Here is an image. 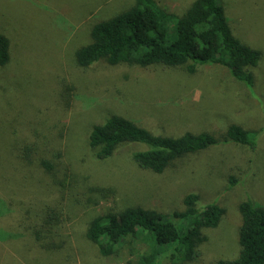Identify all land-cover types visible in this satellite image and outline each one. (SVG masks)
<instances>
[{"label":"rangeland","instance_id":"374dc122","mask_svg":"<svg viewBox=\"0 0 264 264\" xmlns=\"http://www.w3.org/2000/svg\"><path fill=\"white\" fill-rule=\"evenodd\" d=\"M135 1L0 0V33L10 40V61L0 66V264H137L148 243L126 240L104 255L111 245L87 239L90 221L129 206L183 211L192 192L198 207L217 202L225 213L204 229L207 239L185 264H218L240 252V202L264 206V0H221L234 34L261 52L252 90L216 63L194 73L104 60L78 65L76 51L91 42L92 27ZM154 1L180 17L194 0ZM175 17L165 21L172 33ZM111 115L174 136L220 137L238 124L256 144L220 141L156 173L133 159L140 143L94 157L89 134ZM42 158L55 168L47 170ZM47 214L62 222L61 249H45L34 236Z\"/></svg>","mask_w":264,"mask_h":264},{"label":"trees","instance_id":"16d2710c","mask_svg":"<svg viewBox=\"0 0 264 264\" xmlns=\"http://www.w3.org/2000/svg\"><path fill=\"white\" fill-rule=\"evenodd\" d=\"M172 17L175 16L154 0H136L130 8L92 27V40L77 49L76 61L82 67L101 60L110 65L125 63L144 68L161 64L189 73L200 65L216 63L226 66L252 90L254 68L261 52L234 34L221 0H194L182 16L175 17L174 33L165 22ZM9 61L10 40L0 33V66ZM220 141L251 148L256 144L250 132L238 124H230L220 137L207 131L174 136L152 132L121 115H111L95 124L89 134V145L98 159L109 158L121 145L140 143L143 147L133 153V159L140 167L156 173L163 172L178 158ZM40 161L49 171L55 168L48 158ZM231 182H235L233 177ZM199 202V194L192 192L184 198L183 211L171 214L141 206L110 211L90 221L86 237L98 245H111L101 249L104 255L113 253V246L126 240L148 243L151 251L137 264H185L195 258L198 247L207 239L204 229L216 227L225 213L217 202L198 207ZM239 210L240 252L234 259H220L218 264H264V206L248 198L240 202ZM51 218L47 214L44 221L38 222L34 236L41 247L53 251L61 249L65 240L56 241L62 222ZM176 221L183 223L178 225Z\"/></svg>","mask_w":264,"mask_h":264}]
</instances>
